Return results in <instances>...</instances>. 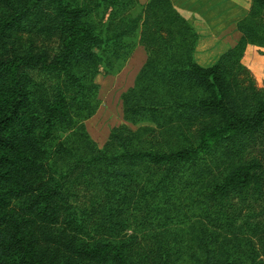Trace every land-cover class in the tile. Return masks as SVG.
Wrapping results in <instances>:
<instances>
[{
	"label": "trees",
	"instance_id": "trees-1",
	"mask_svg": "<svg viewBox=\"0 0 264 264\" xmlns=\"http://www.w3.org/2000/svg\"><path fill=\"white\" fill-rule=\"evenodd\" d=\"M133 1L0 0V264H264V83L238 75L244 49L264 71V0L210 59L193 17L216 3L225 28L230 0H145L130 16ZM21 31L43 45L17 46ZM136 44L98 145L95 77Z\"/></svg>",
	"mask_w": 264,
	"mask_h": 264
},
{
	"label": "rangeland",
	"instance_id": "rangeland-1",
	"mask_svg": "<svg viewBox=\"0 0 264 264\" xmlns=\"http://www.w3.org/2000/svg\"><path fill=\"white\" fill-rule=\"evenodd\" d=\"M144 1L145 0H134L133 4L127 10V13L130 16H136L139 14L141 16V8ZM202 3L205 2L202 1ZM228 5L230 6L228 7ZM228 5L226 8H228L227 12H229V14H227L226 17H230V19L228 18V23L225 28L221 29L220 25L225 24L222 20L225 18L224 12H226V10L222 12L221 6H218L216 3L211 6L212 12H210V8L206 10V17H204V15L203 17L198 16V19L193 17V23L200 22V27L197 29L200 34L197 41V50H199V52H196L198 58L203 59L202 57H204L210 59L211 55L221 51L225 45L227 46L237 37L238 32L234 29L233 21L234 18L239 16L245 10L247 0H230V4ZM203 7L207 8V5H203ZM188 13V10H182V14L189 16ZM194 14L197 13L195 12ZM137 21L139 27L141 17ZM213 25H215V28L212 32L211 26ZM15 42L17 46L21 48L30 47L32 50H37L43 45L44 40L38 33L21 31L17 33ZM143 58V48L140 44H136L117 72L96 75L95 80L98 82L99 104L94 113L84 120V123L88 133L98 145L103 143L109 128L121 121L119 93L131 84L133 76L143 61ZM242 64L243 66L238 72L241 84L244 86H257L264 83V71L260 68H256L255 59H251L250 56V49H244ZM261 206L264 207V198L261 201ZM130 231L131 226L125 230V232ZM138 234L139 233H137L133 243L134 245H139L145 249L147 247L146 239L144 236L143 238Z\"/></svg>",
	"mask_w": 264,
	"mask_h": 264
}]
</instances>
